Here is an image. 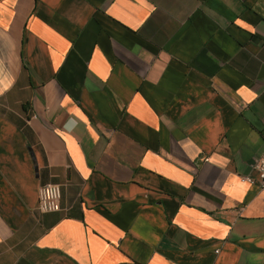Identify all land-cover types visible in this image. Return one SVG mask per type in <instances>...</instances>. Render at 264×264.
<instances>
[{
	"label": "crops",
	"instance_id": "crops-1",
	"mask_svg": "<svg viewBox=\"0 0 264 264\" xmlns=\"http://www.w3.org/2000/svg\"><path fill=\"white\" fill-rule=\"evenodd\" d=\"M263 153L264 0H0V264H264Z\"/></svg>",
	"mask_w": 264,
	"mask_h": 264
},
{
	"label": "built area",
	"instance_id": "built-area-1",
	"mask_svg": "<svg viewBox=\"0 0 264 264\" xmlns=\"http://www.w3.org/2000/svg\"><path fill=\"white\" fill-rule=\"evenodd\" d=\"M254 177L247 180L255 183L261 190H264V153L257 158L252 165ZM38 210L42 213H56L61 209L62 191L60 185L47 184L39 189Z\"/></svg>",
	"mask_w": 264,
	"mask_h": 264
}]
</instances>
